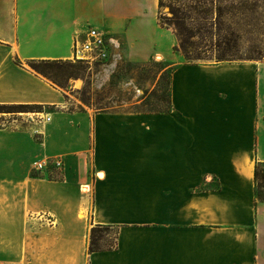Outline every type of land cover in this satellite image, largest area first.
I'll return each mask as SVG.
<instances>
[{
  "label": "crops",
  "instance_id": "obj_1",
  "mask_svg": "<svg viewBox=\"0 0 264 264\" xmlns=\"http://www.w3.org/2000/svg\"><path fill=\"white\" fill-rule=\"evenodd\" d=\"M150 1L0 0V103L63 102L15 62L70 59L90 26L129 61L172 69L167 113L67 109L40 145L0 129V264H264V63L186 61ZM39 154L64 160L63 179L31 174ZM96 225L116 228V245L89 254Z\"/></svg>",
  "mask_w": 264,
  "mask_h": 264
},
{
  "label": "rangeland",
  "instance_id": "obj_2",
  "mask_svg": "<svg viewBox=\"0 0 264 264\" xmlns=\"http://www.w3.org/2000/svg\"><path fill=\"white\" fill-rule=\"evenodd\" d=\"M210 1L209 17L213 24L209 29L211 34L209 33L207 37L203 34L196 39V46L189 50L203 54L201 59H193L190 62H217L216 56L225 50L227 54L225 61L264 63V0ZM147 4L149 9L153 7L150 0L149 2L147 0ZM161 15L172 16L168 6L159 9L158 0L156 14L158 23ZM149 17L151 18V16ZM205 39L219 44L220 49L216 48L218 50H213V53H207L209 49L205 45L210 42ZM61 60L72 63L79 62L72 61L71 58ZM82 62L87 68L81 72V78L64 79L60 83L53 82L37 73L28 63L15 62L18 66L34 73L57 89L63 95V102L60 104L34 102L33 100L36 98L41 99V91L27 92L25 90L26 100L36 94L35 98H31L33 102L0 103V106H25L24 108L0 109L3 111L0 112V129L32 132L35 141L40 145L44 142L43 122L49 120L50 115L61 113L67 109L76 112L86 111L91 114L123 111L137 114L165 112L170 108L169 87L172 69L156 56L145 61H129L125 44L120 40L118 45L113 42L112 54L107 61ZM58 160H62L63 167L59 168L54 165ZM45 161L49 164L47 168L43 170L35 168L37 162ZM64 170L65 162L60 156L50 158L39 154L32 165L31 174L34 177L61 180ZM45 223L52 222L45 221ZM90 231L87 249L89 254ZM116 233V228H109L101 232L99 247L102 250L112 248Z\"/></svg>",
  "mask_w": 264,
  "mask_h": 264
},
{
  "label": "trees",
  "instance_id": "obj_3",
  "mask_svg": "<svg viewBox=\"0 0 264 264\" xmlns=\"http://www.w3.org/2000/svg\"><path fill=\"white\" fill-rule=\"evenodd\" d=\"M169 7L172 16H159V24L162 27L172 28L178 39V44L174 47L175 52H180L188 62L193 59H201L203 53L192 52V49L196 43V39L200 38L203 34L205 37L210 33V26L212 27L211 18L209 17L211 11V1L210 0H159V9L164 7ZM211 34V33H210ZM209 36V35H208ZM211 38V36H210ZM205 47H208L207 53H213L216 48L220 49L219 44H214L210 39ZM214 50V51H213ZM224 50V49H223ZM226 51L219 53L216 58L217 62L227 60ZM207 57H210L207 55ZM28 65L37 73L45 76L46 78L52 80L53 82H62L66 79L81 78V72L86 69V65L79 61L77 63H72L69 61L62 60H31L27 62ZM170 93V87H169ZM170 95V94H169ZM170 99V97H169ZM171 100H169V103ZM24 105L19 106H5L1 105L0 109H13V108H24ZM170 109V108H169ZM165 111L166 113L169 111ZM3 112V111H0ZM157 112V113H165ZM255 179V195L257 199L261 200L264 198V167L263 165H257L254 173ZM112 228L106 225H96L91 228L90 231V246L89 252L103 251L99 247V241L101 240V232ZM117 234V233H116ZM116 245L115 243L112 248ZM110 248V249H112ZM107 249V250H110Z\"/></svg>",
  "mask_w": 264,
  "mask_h": 264
},
{
  "label": "built area",
  "instance_id": "obj_4",
  "mask_svg": "<svg viewBox=\"0 0 264 264\" xmlns=\"http://www.w3.org/2000/svg\"><path fill=\"white\" fill-rule=\"evenodd\" d=\"M113 39L102 29L88 27L81 34H77L72 45V61H86L92 63L95 61H107L112 54ZM48 162H37L35 168L43 170L48 167ZM56 167H63L62 160L56 161Z\"/></svg>",
  "mask_w": 264,
  "mask_h": 264
},
{
  "label": "bare ground",
  "instance_id": "obj_5",
  "mask_svg": "<svg viewBox=\"0 0 264 264\" xmlns=\"http://www.w3.org/2000/svg\"><path fill=\"white\" fill-rule=\"evenodd\" d=\"M47 84V83H46ZM51 87V86H50ZM48 120V119H47ZM50 120H51V115H50ZM49 120V121H50ZM89 190H90V188H88V187H86V186H82L81 188H80V192H82V193H88L89 192Z\"/></svg>",
  "mask_w": 264,
  "mask_h": 264
}]
</instances>
